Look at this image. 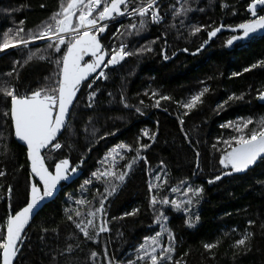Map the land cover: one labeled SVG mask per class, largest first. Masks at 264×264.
I'll return each instance as SVG.
<instances>
[{"label":"trees","instance_id":"16d2710c","mask_svg":"<svg viewBox=\"0 0 264 264\" xmlns=\"http://www.w3.org/2000/svg\"><path fill=\"white\" fill-rule=\"evenodd\" d=\"M61 2L0 0V42L9 29L15 31L21 27V20L24 21L21 35L27 39L28 31L35 33L43 27L53 13L59 11ZM249 2L159 0V11L164 20L149 22L139 34L123 37L128 51L142 46H150L152 51L126 57L119 64L109 66L105 69L106 79L95 81L93 78L87 82L93 84L92 89L83 85L68 125L59 138L62 148L47 149L44 153L50 166L65 156L77 165L83 157L79 164L82 174L64 186L59 195L34 217L15 264H108L110 258L114 264L135 261L136 249L143 243V238L160 231L159 224L153 223L154 213L148 206V183L158 184L155 174L161 173L163 178L162 169L167 173V185L159 189L160 197L183 199L180 193H172L170 189L180 186L179 181L186 177L187 183L204 188L200 202L192 208V212L200 217L194 227L185 225L183 212L172 210L170 205L162 206L169 217L166 225L175 236L172 242L174 260L183 264H264V159H258L242 172H232L219 181L207 183L222 170L230 172L219 164V159L225 149L222 140L236 133L221 125L239 117H252L255 122L264 116V104L257 98V92L264 90V66L250 68L257 61H264V31L232 45H226L225 41L238 32L226 29L229 27L221 29L210 40L207 36V31L213 27L234 26L249 19ZM180 8L188 10L174 17L173 11ZM258 13L264 14V6ZM136 22L128 16L112 22L102 38L103 45L107 48L114 42L119 45L121 38L114 37L113 33L121 25ZM199 25L207 27L191 34V28ZM205 40L208 43L196 53V48ZM185 48L187 52L183 51ZM161 49H164L163 54ZM29 52L36 55L25 63ZM62 55V51L48 48V41L1 52L0 85L14 86L18 94L46 84L51 86L46 78L54 79L53 74L59 70L54 61ZM163 55H167L168 60H164ZM40 56L46 58L41 60ZM245 68L250 70L245 72ZM233 73L240 75L233 76ZM205 87L209 91L202 97L203 103L185 115L186 110L177 102L186 101ZM96 89L99 91L90 101L87 93ZM153 91L157 93L155 96ZM233 93L236 96L243 93V99L229 101L223 109L217 110V104L227 101ZM160 95L172 99L162 100L156 107ZM137 107L141 109L139 113ZM9 110L10 98L0 93V170L5 172L0 176V225L10 212L25 205L31 185L26 147L14 139ZM144 129L150 134L156 133L155 139L142 136ZM137 138L140 143L149 144L141 151L148 164L137 161L125 181L105 201L106 215L101 218L98 213L93 218L97 226L105 218L109 230L99 233L95 239L85 238L75 224L67 220V215L72 213H66L65 209L79 208L82 216L73 215V219L86 222L87 212L100 206V194L104 193L105 184L103 179H93L91 184L83 188L81 185L97 168L103 172L111 166V157L107 164L103 163L109 149L120 143L135 147ZM119 151L125 159L117 156L113 170L125 171V163L135 152ZM9 186L12 189L10 195ZM82 198L91 204L77 205L75 201ZM133 208H138V213L123 216ZM249 220L254 223L249 224ZM42 229L48 231L42 232ZM246 233L249 234L246 246H236L235 241ZM168 243L167 233H164L161 244L166 246ZM205 243L216 246L207 250L203 247ZM69 245L71 249L66 251ZM92 251L98 255L91 257Z\"/></svg>","mask_w":264,"mask_h":264},{"label":"snow or ice","instance_id":"6c2138e0","mask_svg":"<svg viewBox=\"0 0 264 264\" xmlns=\"http://www.w3.org/2000/svg\"><path fill=\"white\" fill-rule=\"evenodd\" d=\"M223 6V5H222ZM264 6V0H250L247 4V10L251 14L249 19L236 24L234 26H225L223 24L218 27L211 28L207 31L208 40L216 36L224 27H229L232 32L238 34L231 35L226 41V45H232L238 40L249 38L257 31H264V14H259L258 7ZM159 5L157 0H62L58 12L53 13L47 23L33 33L31 30L27 33V39L21 35L24 33L22 27L24 21L19 23L18 27L13 31L9 29L4 33V39L0 42V51L9 47L23 45L27 47L29 41L47 40L48 48L54 49L56 52H63V55L58 57L54 62L58 65V73H54V79L50 80V85L37 88L18 94L14 86L7 83L0 85V93L5 98H10V116L11 123L15 130V136L24 142L26 145L27 159L30 161L31 173L39 180L31 183L25 205L14 214L11 212L5 218L3 225H0V264H14V258L18 253V244L22 242L25 226L29 223L35 209L46 199L54 195L57 186L61 181L69 180L78 171L79 164H82L83 157L77 165H72L70 159L65 156L55 160L53 165H48L45 162V157L42 155V149L58 150L62 148L59 142L58 134L68 124V116L71 113V108L74 105V100L80 91L82 84H87L88 89L93 88V84H88L87 80L92 77V74L98 73L99 78L106 79L107 74L105 69L109 66H115L123 61L126 57L140 54L143 52H151L150 46H142L134 51H128L127 45L123 42V37L133 34H139L144 31L149 22L158 23L162 17L159 13ZM188 9L180 8L173 11L175 17L180 12H186ZM119 16H128L136 23H130L127 26L121 25L113 33L114 37L121 38V42L117 45L115 42L110 48L105 47L100 38L99 33L105 32L108 22ZM206 25L194 26L191 28V34L201 31L206 28ZM123 29V31H122ZM205 40L195 52L199 53L202 48L208 43ZM64 45V48H61ZM40 50L37 49V52ZM183 51L187 52L185 48ZM163 54L164 49H161ZM36 53L29 52L25 63L33 59ZM86 57L90 59L85 60ZM46 57L40 56L39 59L44 60ZM167 55H163L164 60H168ZM257 65L264 66V61H257L250 65V68H256ZM250 68H245L247 72ZM15 70V69H14ZM99 70V71H98ZM11 75V73H9ZM240 73H233V76H238ZM99 89L89 91L88 99L91 101L97 95ZM207 87L202 88L199 92L192 94L186 101H178V105L185 109V115L195 109L199 104L203 103L202 97L207 93ZM157 93L153 91L152 95ZM243 93L236 96L235 93L228 97L227 101L217 104V110L223 109L229 101L243 99ZM257 98L264 101V90L257 92ZM123 99V97H122ZM167 95H160L155 106L159 107L160 101L171 100ZM143 103V101H141ZM91 106V105H89ZM127 107V105H125ZM139 107L136 112H140ZM6 116L9 112L4 113ZM181 124L183 120L181 119ZM250 125H254L250 127ZM221 127L232 128L235 135H231L228 139L222 140L225 149L220 155L219 164L230 172L221 171L219 175H214L208 179L207 183L212 184L219 181L223 176L229 175L232 172H242L255 164L258 159H264V116L255 121L252 117H239L236 121H228ZM142 136L154 140L156 133H149L147 129L142 130ZM108 135V133H105ZM186 135V134H185ZM149 144L140 143L137 138L136 146L125 143L117 144L114 148L109 149L105 154L103 163L109 162L111 157V166L105 168L103 172L99 168L91 173V178L85 180L81 187L92 183V180H104V193L100 194L99 207L94 210L90 209L87 212V221L80 219L79 222L73 219V215L77 218L82 216L79 208L65 209V212H71L67 215V220L72 221L75 227L83 233L87 239H95L99 233L108 231V221L101 219V223L97 226L94 223V217L99 213L101 218L106 215L104 208L105 201L109 196L113 195L121 183H123L129 174V171L137 161H143L146 165L148 160L146 156L141 154L143 149H147ZM122 149L135 152L131 159L127 160L124 168L125 171L113 170L116 165V158L119 156L121 160L125 159L120 155ZM163 165V161L160 162ZM155 174V179L159 181L154 184L151 181L148 183V192L150 193L148 206L153 210V223H158L160 231L155 232L151 236H145L143 243H140L136 249L137 257L134 260H128L127 264H183L182 261L174 260L173 253L175 247L173 241L175 236L166 222L169 217L165 215L163 210L164 205H170L172 210L183 212L186 216L184 221L188 227H194L199 221L198 214L192 212L194 204L200 202L204 193L203 186H192L187 183V177L179 181L180 186H174L170 189L172 193H180L183 199L168 196H159V189L167 185V173L163 172ZM5 172L0 170V176H4ZM112 179L109 180L108 178ZM187 183V187L181 186ZM12 189L8 187L10 195ZM77 205L91 204L86 199L76 200ZM138 208H133L131 212L123 213V216H133L138 213ZM116 219V217H113ZM249 224L254 223L249 220ZM91 229V231H90ZM42 232H47L48 229H42ZM95 233L96 235H93ZM167 233L169 243L165 246L161 244V237ZM249 234H245L242 238L235 241L236 246H246ZM216 245L213 243H205L203 247L211 250ZM71 249L68 246L66 251ZM91 257H96L98 254L95 251L91 252ZM107 256V253L105 252ZM184 255H187L185 253ZM108 264H114L112 258ZM119 264V262H115Z\"/></svg>","mask_w":264,"mask_h":264},{"label":"water","instance_id":"95a60500","mask_svg":"<svg viewBox=\"0 0 264 264\" xmlns=\"http://www.w3.org/2000/svg\"><path fill=\"white\" fill-rule=\"evenodd\" d=\"M260 8H261V7H258V9H260ZM258 9H257V11H258ZM119 17H122V16H119ZM117 18H118V17H116L115 19H117ZM115 19H114V20H115ZM114 20H111V21L108 22V26H107L105 32H103V33H99V34H98V37L100 38L101 43H102V38H103V36H105L106 33H107V31H108L109 25H110L111 22L114 21ZM102 44H103V43H102ZM88 59H90V57H86V58H85V60H88ZM98 71H99V70H98ZM97 75H98V73H94V74H92V77H91L90 79H88L87 82L91 81V80H92L93 78H95ZM83 85H84V84L81 85L80 91H81ZM80 91L78 92L77 97H76L75 100H74V105H75V103H76V101H77V99H78V96H79V94H80ZM258 101H259L261 104H264V101H261V100H259V99H258ZM74 105H73L72 108H71V112H72V110H73ZM70 116H71V113H70V115H69L68 118H67V119H68V122H69V120H70ZM67 125H68V124H67ZM66 127H67V126H66ZM66 127H65L64 129L61 130V133L58 134V139H59L60 136L63 134V132L65 131ZM13 134H14V139H15L18 143H20L21 145H23V146L26 147V145L24 144V142L21 141V140H19V139L15 136V130H14V127H13ZM47 149H48V148L42 149V155H43L44 157H45L44 153H45V151H46ZM45 162H46V164H48L47 161H46V157H45ZM70 162H71V161H70ZM71 164H72V163H71ZM72 165H73V164H72ZM29 170H30V173H31L30 161H29ZM81 174H82V170L78 168V171L72 176L71 179L61 181V182L59 183V185L57 186V189L55 190L54 195L51 196V197H49V198H46V199L40 204V206L37 207V208L35 209V211H34L32 217H31L30 220H29V223L25 226V231H24V233H23L22 242L18 244V249H19V250H18L17 256L14 258V264L16 263V261H17V259H18V256H19V254H20L21 248H22V246H23V244H24V242H25V239H26V237H25L26 231H27L28 227L30 226V224H31L32 220L34 219V217L37 215V213H38L42 208H44V206H46L48 203H50L51 201H53V200L59 195V193L61 192V190H62V188H63L64 186L71 184L73 181H75L77 178H79ZM38 180H39V177H36L34 174L31 173V183L36 182V181H38ZM12 214H14V213H12Z\"/></svg>","mask_w":264,"mask_h":264},{"label":"rangeland","instance_id":"374dc122","mask_svg":"<svg viewBox=\"0 0 264 264\" xmlns=\"http://www.w3.org/2000/svg\"><path fill=\"white\" fill-rule=\"evenodd\" d=\"M122 17H125V16H122ZM121 17H118L117 19H115V20H118V19H120ZM114 20V21H115ZM114 21H112V22H114ZM111 22V23H112ZM226 29H229V30H231L230 28H226ZM261 32H263V31H257L256 33H261ZM43 41H47V40H35V41H29V44L27 45V46H29V45H31V44H34V43H40V42H43ZM20 46H22V45H20ZM62 46V45H61ZM17 47V46H16ZM11 48H13V47H9V48H7V49H4V50H2V51H0V53L1 52H4V51H6V50H8V49H11ZM99 79V77H98V75L95 77V81L96 80H98ZM46 157V156H45ZM103 220H106L105 218H103Z\"/></svg>","mask_w":264,"mask_h":264},{"label":"built area","instance_id":"2783aa9c","mask_svg":"<svg viewBox=\"0 0 264 264\" xmlns=\"http://www.w3.org/2000/svg\"><path fill=\"white\" fill-rule=\"evenodd\" d=\"M158 1H159V0H157V2H158ZM158 10H159V9H158ZM159 13H160V11H159ZM160 16L162 17L161 21H163L165 17H164L163 14H161V13H160ZM161 21H160V22H161Z\"/></svg>","mask_w":264,"mask_h":264}]
</instances>
